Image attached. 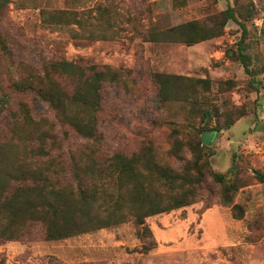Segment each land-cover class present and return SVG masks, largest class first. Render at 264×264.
Instances as JSON below:
<instances>
[{
  "label": "rangeland",
  "instance_id": "rangeland-1",
  "mask_svg": "<svg viewBox=\"0 0 264 264\" xmlns=\"http://www.w3.org/2000/svg\"><path fill=\"white\" fill-rule=\"evenodd\" d=\"M229 4H237L245 14L254 12L246 22L244 41L250 73L238 55L244 30L234 20L222 35L193 45L149 39L153 31L204 20ZM96 6L103 12L96 14ZM43 8L83 12L84 26L48 25ZM0 29L11 41L14 56L9 61L0 50V86L11 94L13 109L27 101L35 117H47L56 125L46 145L28 143L11 131L4 112L0 150L16 158L28 153L33 168L58 167L65 174L70 173L71 154L80 158L82 151L90 150L103 159L116 151L130 155L153 150L160 162L181 169L201 141L198 150L211 153L212 169L228 172L238 154L237 170L227 173L229 180L238 174L252 185L262 183L256 174L259 170L264 175V0H11ZM51 58H83L130 75L129 87L105 82L97 139L80 136L59 123L47 103L10 87L25 74L22 63L41 64ZM154 71L208 78L210 83L198 85L197 104L171 100L159 105ZM238 111L246 114L231 128L216 129ZM205 130L218 131L212 145L202 141ZM40 145L50 155L32 159L30 150ZM172 150H181L184 159ZM60 170L61 181H66ZM248 187L224 203L222 186L208 176L194 203L146 219L150 235L140 236L136 223L128 220L47 240L45 226L32 224L22 239L0 243V264H264V187ZM235 203L242 205L243 215L232 208ZM151 238L156 245L146 252L144 244Z\"/></svg>",
  "mask_w": 264,
  "mask_h": 264
},
{
  "label": "trees",
  "instance_id": "trees-1",
  "mask_svg": "<svg viewBox=\"0 0 264 264\" xmlns=\"http://www.w3.org/2000/svg\"><path fill=\"white\" fill-rule=\"evenodd\" d=\"M10 2L0 0V21ZM93 11L98 14L103 9L96 6ZM41 14L43 22L48 25L84 26L85 22L83 12L75 10L43 8ZM92 17L95 18L94 15ZM253 17L252 10L245 14L237 4H229L226 9L204 20L193 19L153 31L149 39L193 45L222 35L227 23L234 20L244 30L238 44V55L250 73L249 55L244 52V41L246 22ZM8 40L0 29V50L11 61L14 56L11 41ZM22 69L25 74L10 83L13 91L32 94L34 98L47 103L59 123L93 140L98 138L99 111L103 103L105 82L128 87L131 83L130 75L123 71L113 70L109 66L100 68L83 58H51L34 65L22 63ZM151 75L157 86L159 105L171 100L197 104L198 85L209 86L210 83L208 78L159 71ZM11 98V94L0 86V116L7 112L11 131L18 138L28 143L38 140L44 144L47 138L53 137L52 131L56 125L49 118L35 117L27 101L18 102L13 109ZM204 113L208 115L209 111L205 110ZM245 114V111L236 112L235 116L231 115L226 123L216 126V129L231 128ZM176 134L174 130L173 135ZM201 143L199 141L197 150H193L196 157L193 153V159L186 161L181 169L160 162L153 150H141L130 155L116 151L105 159L98 155L97 150H90L82 151L80 158L71 154L68 174L63 173L56 164V169L33 168L27 162L28 153L16 158L0 150V243L22 239L28 228L36 223L45 226L47 240L68 238L128 220L136 223L140 236L150 235L151 229L146 219L194 203L200 197L201 186L208 176L222 186L224 203H231L234 194L252 185L243 181L238 174L232 181L229 180L227 173L237 170L235 163L238 154L233 155V163L228 172H219L212 169L209 161L211 153L198 150ZM30 151L35 160L50 155L42 145ZM180 151L172 150L178 158L184 159ZM59 170L66 175V181H61ZM256 177L259 182H264V175L259 170ZM232 208L239 211V216L243 215L241 204L235 203ZM155 245L156 241L151 238L150 242L144 244L145 251Z\"/></svg>",
  "mask_w": 264,
  "mask_h": 264
},
{
  "label": "water",
  "instance_id": "water-1",
  "mask_svg": "<svg viewBox=\"0 0 264 264\" xmlns=\"http://www.w3.org/2000/svg\"><path fill=\"white\" fill-rule=\"evenodd\" d=\"M218 135V131L205 130L202 134V141L207 145H212Z\"/></svg>",
  "mask_w": 264,
  "mask_h": 264
},
{
  "label": "crops",
  "instance_id": "crops-1",
  "mask_svg": "<svg viewBox=\"0 0 264 264\" xmlns=\"http://www.w3.org/2000/svg\"><path fill=\"white\" fill-rule=\"evenodd\" d=\"M262 150H256V152H261ZM254 187H257V191H258V187L260 188V189H262L263 187H264V182H262V183H260V184H257V185H251V186H249L248 188L249 189H254ZM263 196V195H262Z\"/></svg>",
  "mask_w": 264,
  "mask_h": 264
}]
</instances>
